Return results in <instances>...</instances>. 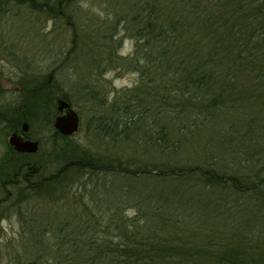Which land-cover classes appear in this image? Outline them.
Listing matches in <instances>:
<instances>
[{
  "label": "trees",
  "instance_id": "1",
  "mask_svg": "<svg viewBox=\"0 0 264 264\" xmlns=\"http://www.w3.org/2000/svg\"><path fill=\"white\" fill-rule=\"evenodd\" d=\"M44 1L38 9L64 11L74 0ZM114 1L122 30L140 52L131 64L147 82L137 86L140 96L128 103L122 104L118 94L110 103L102 97L99 106H110L111 113L96 120L97 149L78 145L53 128L56 100L71 105V99L50 85L23 86L13 103L0 101L4 129L13 131L22 120L40 117L53 130L50 173L38 151L19 153L8 144L11 155L0 164V191L12 188L0 203L11 202L20 210L27 231L22 262L264 264L262 134L239 131L231 122V172L186 165L161 158L179 146L156 115L166 100L174 118L183 115L180 124L191 129L216 111L240 108L248 95L229 74L241 66L254 75L253 94L263 97L264 0ZM109 59L103 57V67ZM147 86L162 94H152ZM147 113L154 116L144 130L140 125ZM137 131L146 138L136 137ZM224 142L227 149L230 141ZM136 147L156 153L147 157L135 153ZM74 180L77 189H70Z\"/></svg>",
  "mask_w": 264,
  "mask_h": 264
},
{
  "label": "rangeland",
  "instance_id": "2",
  "mask_svg": "<svg viewBox=\"0 0 264 264\" xmlns=\"http://www.w3.org/2000/svg\"><path fill=\"white\" fill-rule=\"evenodd\" d=\"M32 1L34 2L0 0V101L13 103L19 93H24L23 86L27 88L31 84L41 88L45 84L50 85L55 92L71 99L72 108L79 116V129L72 134L73 141L83 147L97 149L100 140L95 141L96 120L102 114H107L108 118L111 113L110 106H99L102 97L110 103L118 94L122 98V104L128 103L132 96H140L141 87L137 86L147 82L131 64L137 60L140 52L135 51V41L131 34L122 30L119 15L121 11H117L118 2L114 0H74L64 11H51L46 6L40 10L38 5L46 1ZM119 1L124 3V0ZM50 2L54 3L48 1ZM106 55L110 56L109 65L103 67L104 61L101 60ZM258 61H261L260 58ZM231 76L238 79L237 86L243 88L245 96L248 95L244 101L247 103L241 104L238 109L216 111L210 120L196 128L188 129L185 128H190L188 124H180L183 115L175 114L174 118L170 108H167L169 103L164 104L166 100L163 101L161 97L163 106L156 114L159 116L157 123L165 127L169 139L179 146L174 154H160L163 155V160L174 157L179 163L186 165L231 167V136H234L231 134V122L239 131L246 128L252 132L257 130L264 138V102H261L262 99L264 101V95L260 97L253 94L254 75L246 73V69L241 66L236 72L230 73L229 77ZM154 83L153 81L149 85L154 86ZM147 87L151 92V88ZM155 90L151 93L162 94ZM228 90L231 91V85ZM248 103L249 106H245ZM150 113L146 114L140 125L144 130L149 127L148 121L154 116V113ZM54 116L55 114L53 118ZM6 117L7 120L11 119L9 115ZM24 122H27L31 137L39 141V158L50 173L54 170L51 156L48 155L53 130L44 127L40 117L33 122L22 120L18 128ZM2 126L3 124L0 125L1 165L11 155L7 148L11 131ZM141 131L134 135L146 138L141 135ZM224 140L230 141L227 149ZM222 146L225 149L221 150ZM154 150L147 148V153H144L136 147L135 153L146 154L148 157L156 153ZM213 158L215 163L210 164V161H214ZM227 170L231 172V168ZM71 185L70 189H73L75 180ZM3 190L5 192L0 191V199L8 197L12 192L11 187ZM12 205L11 202L0 203V264H15V259L16 264H24V256L21 255H24L22 245L26 241L24 238L27 231L21 221L23 215ZM62 209H66V206ZM131 212L132 210L129 213Z\"/></svg>",
  "mask_w": 264,
  "mask_h": 264
},
{
  "label": "water",
  "instance_id": "3",
  "mask_svg": "<svg viewBox=\"0 0 264 264\" xmlns=\"http://www.w3.org/2000/svg\"><path fill=\"white\" fill-rule=\"evenodd\" d=\"M56 109L59 112L53 120V127L63 136H71L79 129V116L70 104L64 99H57ZM28 129L27 122L22 124V131ZM8 144L16 152L33 154L38 150L37 140H24L17 132L8 137Z\"/></svg>",
  "mask_w": 264,
  "mask_h": 264
},
{
  "label": "flooded vegetation",
  "instance_id": "4",
  "mask_svg": "<svg viewBox=\"0 0 264 264\" xmlns=\"http://www.w3.org/2000/svg\"><path fill=\"white\" fill-rule=\"evenodd\" d=\"M58 114H59V112H57ZM23 124V123H22ZM22 124H21V127L20 128H16V129H14L13 131H11V133H13V132H17V134L18 135H20L24 140H37V139H34V138H32L31 137V135H30V133L28 132V129H27V131L26 132H23L22 131ZM11 133H10V135H11ZM9 135V136H10ZM37 142L39 143V141L37 140Z\"/></svg>",
  "mask_w": 264,
  "mask_h": 264
}]
</instances>
